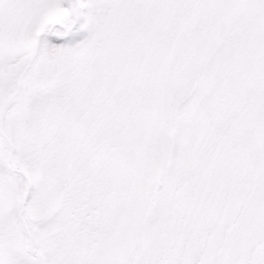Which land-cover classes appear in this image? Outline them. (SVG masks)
Segmentation results:
<instances>
[{
  "label": "snow or ice",
  "instance_id": "obj_1",
  "mask_svg": "<svg viewBox=\"0 0 264 264\" xmlns=\"http://www.w3.org/2000/svg\"><path fill=\"white\" fill-rule=\"evenodd\" d=\"M0 264H264V0H0Z\"/></svg>",
  "mask_w": 264,
  "mask_h": 264
}]
</instances>
